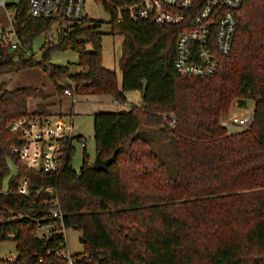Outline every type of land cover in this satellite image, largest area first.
<instances>
[{"label": "trees", "instance_id": "1", "mask_svg": "<svg viewBox=\"0 0 264 264\" xmlns=\"http://www.w3.org/2000/svg\"><path fill=\"white\" fill-rule=\"evenodd\" d=\"M29 1L7 5L20 46L0 47V76L40 67L58 94L72 88L71 81L75 95H111L125 105V92L139 90L142 101L129 111L94 115L96 155L109 159L118 151L108 171H96L86 152L76 171L72 146L63 152L59 171L49 174L28 170L11 154L21 138L8 130L30 114L29 99H42L44 92L0 84V244L16 243L15 260L0 264H65L58 253L67 249L66 238L38 235L40 225L54 222V199L66 229L81 233L84 250L73 254L77 264H264V0H244L232 53L219 59L210 79L184 77L175 69L183 24L159 26L119 11L141 0H96L110 15L112 34L124 38L122 89L116 71L103 66L99 22L84 15L70 24L63 11L33 17ZM55 28L56 39L45 38L36 60L28 50ZM69 50L78 54L73 78V65L51 63L54 52ZM236 100L255 102L253 121L230 134L222 118ZM33 115L51 113L39 105ZM142 128L148 131L141 134ZM151 131L174 143V177L154 151ZM23 179L28 195L18 192Z\"/></svg>", "mask_w": 264, "mask_h": 264}, {"label": "built area", "instance_id": "2", "mask_svg": "<svg viewBox=\"0 0 264 264\" xmlns=\"http://www.w3.org/2000/svg\"><path fill=\"white\" fill-rule=\"evenodd\" d=\"M244 0H141L138 4L119 8L128 10L132 19L146 20L159 26L184 25L179 35L175 51V69L179 75L196 79H210L218 72L219 59L228 57L238 28L237 14ZM86 0H30L29 13L33 17H55L60 11L67 22L72 24L79 21L85 14ZM7 0H0V7L7 8ZM8 14L14 20V11L8 9ZM16 35L14 31L0 32V47L14 51L20 46L19 41H12ZM49 41L57 37V29L45 34ZM72 88L64 90L65 95L74 94ZM75 95V94H74ZM253 121V112L248 119H240L233 115V122L248 127ZM173 118L170 127H175ZM8 130L21 138L18 146L11 149V154L17 157L23 165L31 171L56 173L61 166V159L66 148L73 146L77 140L85 147L82 139L73 135V125L54 117H39L28 114L13 120ZM29 183L23 179L19 186L21 195L29 194ZM55 192V190H51ZM50 215L54 222L42 224L38 235L50 241L54 234H61L66 238L64 214L60 210L59 202L54 199L50 208ZM59 259L65 264H77L73 254L67 249L58 253ZM15 253L5 259L13 261Z\"/></svg>", "mask_w": 264, "mask_h": 264}, {"label": "rangeland", "instance_id": "3", "mask_svg": "<svg viewBox=\"0 0 264 264\" xmlns=\"http://www.w3.org/2000/svg\"><path fill=\"white\" fill-rule=\"evenodd\" d=\"M19 0H7V4H16ZM84 14L87 15L93 21L100 23V32L103 34L102 48L103 56L105 58V64L107 66H114L116 51L120 50L119 47V38H116V35L112 34L110 26V15L105 11L102 4L96 0H86ZM0 20H1V31L12 32L13 24L12 19L9 17L8 9L5 7H0ZM119 36V35H117ZM45 35L39 36L36 38L32 44L31 49L28 50L30 55H34L36 60L41 59V47L45 42ZM12 41L15 42L16 38L12 35ZM78 62V54L73 51L65 52H54L51 55V63L58 66H69L75 65ZM106 66V68H108ZM5 83L8 89L17 88V87H35L45 90V97L31 99L28 103L29 111H35L36 101H39L40 104H48L53 111L52 116H62L66 119V122H70L73 109V100L70 98V102H62L65 96L57 93V88L55 83L50 79V77L40 68L33 67L23 69L17 72H10L0 76V84ZM48 90V91H47ZM67 98V97H66ZM32 101V103H30ZM240 100L233 102L229 114L222 118V124L226 126L230 134H235L241 132L248 128L247 125L234 123L233 115L236 114L240 119H248L251 112L254 111L255 102L252 100H247L244 104L239 103ZM86 106V104H83ZM38 107V106H37ZM81 114V115H78ZM73 116L75 121V132L82 135L85 147H82L79 141H75L73 147L75 148L73 153L72 166L78 171L83 162L84 152H86L90 158L94 161L96 158V146L94 141V119L90 114L78 113ZM141 134L148 131L146 129L140 130ZM143 132V133H142ZM150 137L152 138L153 148L155 152H159L167 166L168 175L174 177L177 171V158H176V149L175 145L170 142L168 144L162 142L159 139V135L154 134L153 131L149 132ZM12 174L15 173V167L13 163H10ZM81 233L75 230L66 231V243L67 250L71 254H78L83 252L84 247L80 242ZM11 253H16V243L14 240H8L0 244V259H5Z\"/></svg>", "mask_w": 264, "mask_h": 264}, {"label": "crops", "instance_id": "4", "mask_svg": "<svg viewBox=\"0 0 264 264\" xmlns=\"http://www.w3.org/2000/svg\"><path fill=\"white\" fill-rule=\"evenodd\" d=\"M5 9L7 10L6 7H5ZM0 23H1V20H0ZM1 25H0V27H1ZM116 38H119L120 50L116 51V53L114 54V56H115L114 66L113 65L112 66H107L105 64L104 56H103V62L102 63H103V66L105 68H106V66L108 67L106 69L116 71L117 77H118V85H119V88L122 89L123 73H122V71L120 69L119 63H120V59L122 57V45H123V42H124V38L122 36H117V35H116ZM18 88H21V87L12 88L10 90H15V89H18ZM42 91L44 92V94L46 93L45 90H42ZM62 96H65V99L63 98L62 100H60L61 104H62L63 100H64V102H67V103L70 102L69 101L70 98H72V100H73L72 101L73 102L72 103L73 104L72 105L73 109H72V114L70 115V117H71L70 122H66V119H64V117H62V116H52L53 115V111L49 107V105L48 104H43V105L47 107V110L51 113V117L62 119L67 124L71 123L73 125V135L76 138L82 137V135H80V134L75 132V126H74L75 121L73 119L74 115H77L78 113L85 112L87 115L90 114L93 117V119H94V115L97 114V113L129 111L131 105H140L141 101H142V95H141V92L139 90L125 92V96L127 98V103L125 105L117 103L113 99V97L111 95H74L73 94V95L69 96V95L63 94ZM31 99L32 98H30L29 101ZM33 99H35V98H33ZM29 101H28V103H29ZM30 103H32V101ZM35 104H38L37 106H39V101H36ZM83 104H86V106L83 105ZM40 105H42V104H40ZM37 106H36V109H37ZM36 109H35V111H36ZM35 111L34 110L33 111H29V113L33 114ZM78 115H81V114H78Z\"/></svg>", "mask_w": 264, "mask_h": 264}, {"label": "water", "instance_id": "5", "mask_svg": "<svg viewBox=\"0 0 264 264\" xmlns=\"http://www.w3.org/2000/svg\"><path fill=\"white\" fill-rule=\"evenodd\" d=\"M78 73L79 71L77 65H73L71 67L70 77H76ZM117 154L118 151H116L109 159H103L100 154H97L93 162V168L99 172L108 171L109 167L117 160Z\"/></svg>", "mask_w": 264, "mask_h": 264}]
</instances>
